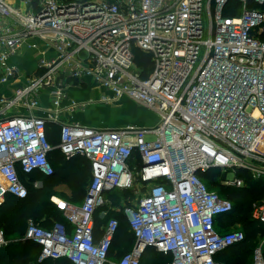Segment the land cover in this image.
<instances>
[{"label":"built area","instance_id":"obj_1","mask_svg":"<svg viewBox=\"0 0 264 264\" xmlns=\"http://www.w3.org/2000/svg\"><path fill=\"white\" fill-rule=\"evenodd\" d=\"M263 5L264 0H0V205L8 195L28 196L19 171L54 173L48 122L59 126L57 148L67 158L80 156L92 165L82 203L53 197L70 229L29 221L24 238L41 246L39 261L141 264L152 247L171 257L167 264H226L216 257L246 234L219 230V218L234 203L199 173L218 167L227 172L223 184L237 188L245 184L241 170L264 179ZM136 49L151 56L149 77L136 66ZM27 51L35 54L28 75L12 63ZM84 80L110 92L98 101L126 97L153 111L158 123L95 128L69 122L95 103L68 95ZM136 189L138 203L124 208L135 243L112 262L120 221L111 217L99 233L96 212L111 207L107 191ZM251 218L264 224V198ZM6 243L0 231V245ZM252 264H264V240Z\"/></svg>","mask_w":264,"mask_h":264},{"label":"trees","instance_id":"obj_2","mask_svg":"<svg viewBox=\"0 0 264 264\" xmlns=\"http://www.w3.org/2000/svg\"><path fill=\"white\" fill-rule=\"evenodd\" d=\"M264 8V5H263ZM231 11V10H230ZM227 15H230L226 11ZM232 15H238L232 13ZM135 62L138 68L143 71V77H149L153 70L151 56L139 49L135 50ZM47 136L49 142L54 146L49 153L50 162L54 168L51 176H45L40 172L24 174L19 171L22 181L28 188L26 198H17L8 195L4 204L0 205V231L4 232L5 238L11 234L18 237L26 233V224L29 217L45 228H52L56 223L63 224L70 229V224L63 211L51 200L54 195L53 187L59 183L67 185L69 193L63 191L59 196L74 203H81L85 199L87 188L92 180V165L89 160L77 156L67 158L57 145L60 142L59 126L47 123ZM200 177L207 183L210 189L218 187L219 193L231 199L234 203L233 210L219 218V230L226 231L230 225L241 223L246 227V239L220 253L216 258L226 264H252L251 253L253 252L254 242L260 233H264V224L255 222L251 218L252 210H247L248 204L256 199H260L264 194V179L251 182L252 175L245 171H239V175L245 179L244 186L234 187L223 184L227 172L218 167H213L206 172H200ZM40 180L43 183L41 188H35L34 182ZM213 190V189H212ZM113 191V190H110ZM107 191L106 194H108ZM122 197L129 199L132 190H123ZM112 194L109 193V195ZM114 199L118 198L116 192L111 195ZM125 207V206H124ZM110 206L99 208L96 212L97 232L106 225L108 219L116 217L120 221V226L113 240L109 251V259L118 262L128 253L135 243V236L130 228L124 208L122 212L109 211ZM108 210L106 216L101 217L102 211ZM55 218L58 221H52ZM41 246L25 239L11 241L7 246L0 247V264H70L67 259H46L39 261ZM122 254V256H121ZM120 255V256H119ZM171 260L169 255L156 251L154 248H147L141 264H167Z\"/></svg>","mask_w":264,"mask_h":264},{"label":"rangeland","instance_id":"obj_3","mask_svg":"<svg viewBox=\"0 0 264 264\" xmlns=\"http://www.w3.org/2000/svg\"><path fill=\"white\" fill-rule=\"evenodd\" d=\"M34 55L35 54H33L32 51H27L24 54H19V55L12 57V63L17 65L21 72L28 75L33 72V68L35 67ZM136 66L138 68L137 64ZM91 84L92 83H90V85ZM98 90L100 91V89ZM4 92H5L4 88L0 86V96ZM100 96H102L101 93H100ZM95 102L96 104L95 105L93 104L95 107L93 105L89 107L91 108L93 106L91 108L92 110L90 109L89 115H92V119H97L95 120V122L99 121L100 124L104 126V128H114V127L123 126L126 124H137L138 125L141 123L139 117L136 119V117L141 114L140 112L141 109L139 107L140 105L138 104L134 105L127 100H121V99L117 100L116 102H112V103H105V102H100V101H95ZM89 108H87L86 110H88ZM39 114L43 115L42 113H39ZM255 180H261V179H255L253 177L252 179H250L251 182H254ZM245 184L247 186V182ZM212 189L215 191H219L218 187H212ZM53 191L55 192H54V195L51 196V200L54 196L62 199V197L59 196L60 192H63V191L70 192L67 188V185L64 183H59L57 185H54ZM111 192L112 194L113 192H116V195L118 194L119 197L114 199L111 196L112 194L109 195V193ZM123 193H124L123 190H113V191L108 192V194H106L111 204V207H110L111 209H109V211L118 212L120 210V212H122L123 208L125 207H133L138 203L139 197L141 196L138 189L134 190L132 195H129L128 197L129 199L127 198L124 199V197H122ZM263 198H264V194L260 199L254 198V200L248 204L247 210H252L253 206L257 202H260ZM62 215L64 216V214ZM30 220H34V219L31 217L27 219L26 230H27L28 223ZM52 221L55 222L58 220L53 218ZM229 229H234V230L240 229L244 231L245 233L247 231L246 227H244L243 224L241 223L230 225ZM24 237H25L24 235H22L21 237L20 236L18 237V235L16 234H11L10 236L6 237L7 243L0 245V247L7 246L11 241H18V239H25ZM262 240H264V233L263 234L260 233L254 242L253 252L251 253V257H250L252 262H253L254 250L256 247H258L262 243Z\"/></svg>","mask_w":264,"mask_h":264},{"label":"crops","instance_id":"obj_4","mask_svg":"<svg viewBox=\"0 0 264 264\" xmlns=\"http://www.w3.org/2000/svg\"><path fill=\"white\" fill-rule=\"evenodd\" d=\"M90 83H91L90 80H84L83 82H81L79 84H76L75 86H71L67 90L69 97L72 98V99H76L78 101H87V100H90V99L98 101L99 98L101 97L100 93L102 95L103 94L110 95V92L106 91L105 89H101V88L95 87L94 84L90 85ZM98 89H100V91ZM97 91H99L100 93L97 92ZM121 100H127V101L131 102L134 105L138 104V103L126 98V97L121 98ZM42 101H43V105L44 106H48L50 104V101H49L47 96H44ZM116 101H113V102H116ZM95 104H96V102L94 103V105ZM138 105H140V104H138ZM139 107L141 109V111H140L141 114L139 116H137L136 119L139 117L141 123L138 124V126L151 127V126H154V125H156L158 123V117L153 111H151V110H149V109H147V108H145L144 106H141V105ZM91 108H89L86 111H82V112H78L77 114L74 113L73 115H70L69 116V122H79V123H81L83 125L90 126V127L104 128V126H102L99 121L95 122V120H97V119H92V115H89V112H90ZM67 193H69V192H67ZM54 198H58V197L54 196ZM52 201H53V198H52ZM228 230H231V229H228Z\"/></svg>","mask_w":264,"mask_h":264},{"label":"bare ground","instance_id":"obj_5","mask_svg":"<svg viewBox=\"0 0 264 264\" xmlns=\"http://www.w3.org/2000/svg\"><path fill=\"white\" fill-rule=\"evenodd\" d=\"M257 146H259L258 144L255 146L257 148Z\"/></svg>","mask_w":264,"mask_h":264}]
</instances>
